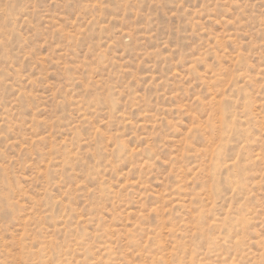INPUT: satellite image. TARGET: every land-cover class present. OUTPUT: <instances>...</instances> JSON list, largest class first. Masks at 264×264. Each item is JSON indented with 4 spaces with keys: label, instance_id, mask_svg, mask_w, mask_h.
Wrapping results in <instances>:
<instances>
[{
    "label": "rangeland",
    "instance_id": "rangeland-1",
    "mask_svg": "<svg viewBox=\"0 0 264 264\" xmlns=\"http://www.w3.org/2000/svg\"><path fill=\"white\" fill-rule=\"evenodd\" d=\"M0 264H264V0H0Z\"/></svg>",
    "mask_w": 264,
    "mask_h": 264
}]
</instances>
